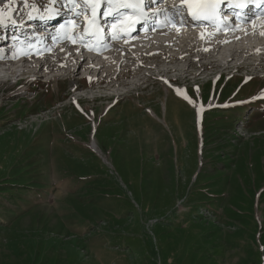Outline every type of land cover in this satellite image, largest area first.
Listing matches in <instances>:
<instances>
[{
	"label": "rangeland",
	"instance_id": "374dc122",
	"mask_svg": "<svg viewBox=\"0 0 264 264\" xmlns=\"http://www.w3.org/2000/svg\"><path fill=\"white\" fill-rule=\"evenodd\" d=\"M28 2L0 10L27 27L46 0ZM38 27L0 44L54 77L0 74V264H264V51L226 68L208 34L181 36L90 70Z\"/></svg>",
	"mask_w": 264,
	"mask_h": 264
},
{
	"label": "bare ground",
	"instance_id": "6f19581e",
	"mask_svg": "<svg viewBox=\"0 0 264 264\" xmlns=\"http://www.w3.org/2000/svg\"><path fill=\"white\" fill-rule=\"evenodd\" d=\"M232 1L242 2L245 5L242 9V12L244 15H243V18L241 19V28H239L237 30H229V31H226L224 34H222L221 30L224 28V24H222L221 21L218 20L217 17H216L215 21H210V20L192 21L191 18L186 17L185 23L191 24L195 27H207V28H210L211 30H213L212 31V37L210 36V34H208L210 37V40L208 41V43L212 42L211 43V44H213L212 50L216 49L217 51H219L220 49H222V51L220 50V52L222 54V58L224 57L223 59L226 60V64L221 63L222 65H224V66L228 65V63H230L233 60V58H235L238 55H239V58H241V59L243 58L244 61H246V62L247 61H253L254 65H258L259 61H254L252 58L254 57L253 55H255V54H257V57L259 58L260 54H258V53H260L262 50H264V29L263 30L259 29V26H260V28L264 27V20L263 21L261 20V18L264 17V0H221V4L224 7H229ZM218 2H219V0H218ZM152 7L153 6L151 5L150 8H152ZM155 7L157 8V10L156 11L149 10V13H155V12H158L159 9H165V6H162V5H158ZM226 13L229 16L233 15L232 12H226ZM169 17H170V13L165 11L164 13H161L159 16L152 18L151 19L152 22L149 25L147 35L153 34V36H156V37L159 36L158 38L164 39L163 37H165L167 35V32H166L167 28H169L172 25V23L174 22V21H170ZM107 18L108 19L104 23L108 24V26L105 27V29L108 30L106 32V34L111 35L110 41H115V42L126 41V42H129L127 45H128V48H130V49L131 48L135 49L137 47H141L140 42L132 44V42L136 41V33H134L135 35H133L132 38L124 36V35H119L118 30L109 29V28H111L112 18L111 17H107ZM84 23H85L84 28L81 32H79V36H78L80 40H78V37L75 35L76 33L74 31H73V34L77 38V41L74 40L73 36L71 35L73 24L70 22L65 27V30H66V32L64 33L65 35L61 36L60 34H56V35H58V38L57 39L51 38V40H53V41L52 42L50 41L49 43H47L45 45V47L48 46L49 50H54V49H58V48H60V50H61L63 48L64 50H67V52L71 51V49H72L71 47H75V48L77 47L76 49L77 50L79 49L78 51L74 50L71 52H79L81 50L79 53L85 52L87 57H83L80 59L79 58L73 59V60L71 59L70 62H72V64L78 63L79 61L90 62L91 63L90 70L106 67V65L111 66L114 63L113 60L115 59V56H119L120 58L123 57V55H124L123 52L126 51L127 47H124L122 45L114 46L113 43L110 42L105 46H101L102 43H99L96 39L94 40L93 46L82 45L81 44L82 37L84 36V34L89 33V31L92 29V24L86 23V22H84ZM188 24H184V26H179V27H186ZM189 30H191V27H186L184 30H182V32H181L182 34H179L180 31H178V30L175 33L179 37V36L185 34L186 32H188ZM235 32H237L239 34V36L236 38L233 37L234 35H232V34H235ZM49 34L50 33H48L47 36H49ZM114 34L117 37L115 39H113ZM173 34L174 33H169L168 36L174 37ZM202 34L204 37L205 33H202ZM202 34H201V36H202ZM51 35H55V34L52 33ZM196 36L200 37L199 34H197ZM240 38H242V40L244 42H242V41L240 42V40H239ZM177 39L178 38H172L171 42L169 40H167L166 42L160 41L159 44L162 43V44H164L163 46H158V44L154 43V40H152L150 43L151 45H149V47L158 46V47L167 48V46H174L175 44H177L176 43ZM246 41L249 43L248 44L249 47H255V49L251 50L246 45L247 44ZM230 43H232V44L235 43V44H233V46L232 45L226 46L227 44H230ZM58 44H60L63 47H61V46L57 47ZM69 47H70V50H69ZM143 49H147V47H145ZM45 50H46V48H45ZM34 52L35 51H33L32 53H29V55L27 54V56H24V60H23L24 66H22V69L23 70L25 68L26 69L24 70V72L22 70L23 74L18 76L17 79H20L21 77L22 78L26 77L28 75L27 72L30 70H37L36 66L34 64L29 65L30 61L33 60V58L35 56ZM125 53H127V51ZM74 54H75L74 56H76L78 53L77 54L74 53ZM160 55H162V54H160ZM29 56H30V59H26V57H29ZM134 56L135 55H132L131 57H133L134 60L137 59V57L136 56L134 57ZM178 56L181 57L180 55H178ZM63 57L69 59L70 53H66L65 55H63ZM128 59H126V60H128ZM227 59H229V60L227 61ZM234 61H235V59H234ZM218 63H219V59L214 61V64H218ZM237 63H238V61H237ZM242 64H243L242 62L238 63V65H242ZM138 66H140V65H138ZM16 68H18V67H15V66L10 67L7 70L4 69L5 71H2L0 68V74L2 75V73L4 74V73L8 72L9 75H14ZM226 68H228V67L226 66ZM230 68H232V66ZM82 69H84V68L82 67ZM222 69H224V68H222ZM38 70H40V69H38ZM38 70H37V72H38ZM45 70L46 69H43V71H45ZM37 72L34 74H37ZM9 75L8 76L6 75L5 77L9 78ZM199 75L200 74H198L197 76H199ZM7 78L3 79L4 80L3 82H1V80H0V84L6 82ZM180 95L185 97V95L182 93ZM93 147L95 148L94 143H93Z\"/></svg>",
	"mask_w": 264,
	"mask_h": 264
},
{
	"label": "snow or ice",
	"instance_id": "6c2138e0",
	"mask_svg": "<svg viewBox=\"0 0 264 264\" xmlns=\"http://www.w3.org/2000/svg\"><path fill=\"white\" fill-rule=\"evenodd\" d=\"M14 0H10V3ZM25 7H31L33 12L39 10L34 4L29 5L28 0H24ZM153 3H158V0H153ZM59 4L60 7H54ZM103 6V12L101 15V8ZM245 5L243 3L230 4V7L242 8ZM218 0H180L178 5H173L171 9H159L158 12L149 13L146 9V0H46L44 4V13L38 17L28 14V19L39 18L41 20L53 19L60 15L62 10H67L68 18L65 23L60 27L65 28L68 23H72L73 27H79V18L84 17L86 23H90L97 27L98 31H103V25L98 22L101 18L111 17V28L117 29L122 24H131L134 18H139L141 21H148L156 16H159L165 11L170 13V21H174L176 25L183 26L187 17H190L192 21L210 20L215 21L218 13ZM10 22L12 25H16V21L12 19L9 12L0 10V27L7 26ZM86 30V29H85ZM203 36V34H202ZM117 38L113 35V39ZM19 37L13 36V40H17ZM207 50V49H205ZM15 56L13 57V59ZM250 79V77H249ZM187 99V97H185ZM192 102L191 100L189 101ZM200 110H197V117L199 118Z\"/></svg>",
	"mask_w": 264,
	"mask_h": 264
}]
</instances>
